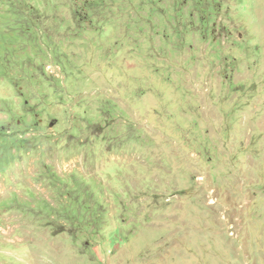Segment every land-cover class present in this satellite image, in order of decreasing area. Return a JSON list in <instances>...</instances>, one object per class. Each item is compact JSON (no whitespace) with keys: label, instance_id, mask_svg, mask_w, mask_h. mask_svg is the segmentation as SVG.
<instances>
[{"label":"rangeland","instance_id":"1","mask_svg":"<svg viewBox=\"0 0 264 264\" xmlns=\"http://www.w3.org/2000/svg\"><path fill=\"white\" fill-rule=\"evenodd\" d=\"M0 264H264V0H0Z\"/></svg>","mask_w":264,"mask_h":264}]
</instances>
